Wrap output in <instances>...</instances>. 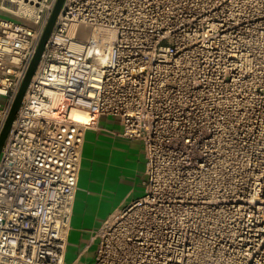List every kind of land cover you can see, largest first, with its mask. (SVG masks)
Listing matches in <instances>:
<instances>
[{
  "label": "built area",
  "instance_id": "obj_1",
  "mask_svg": "<svg viewBox=\"0 0 264 264\" xmlns=\"http://www.w3.org/2000/svg\"><path fill=\"white\" fill-rule=\"evenodd\" d=\"M56 2L0 0V136ZM103 115L145 192L84 264H264V0H65L0 154V264L65 263Z\"/></svg>",
  "mask_w": 264,
  "mask_h": 264
},
{
  "label": "crops",
  "instance_id": "obj_2",
  "mask_svg": "<svg viewBox=\"0 0 264 264\" xmlns=\"http://www.w3.org/2000/svg\"><path fill=\"white\" fill-rule=\"evenodd\" d=\"M97 126L87 129L85 132L82 166L71 218L70 235L75 231H79L82 234V240L85 239L86 234H90L91 236V232L97 230L113 211L124 207L127 200L131 197V192L129 191L112 206V212L108 211V209H103V203L106 197L108 198L111 188L123 183L126 176L123 172V169H125L124 165L118 159H116L118 162L114 160L115 152L119 154L122 149L117 146L118 141L128 142L132 146H136L138 142H142L118 136L116 133L122 131V124L116 116H101ZM142 145L143 152L145 153L143 142ZM88 161L90 173L86 185H84V183L82 184L84 179L83 168L85 162ZM134 168L135 165H133L131 170L133 169L136 173L143 176L142 184L145 186L146 163L145 166L143 165V168H141V165ZM117 169H119L120 174L116 177L115 172ZM104 214H106L105 217L103 216ZM89 241L90 239L88 238L86 245L80 250L75 262H78L88 252V250L84 251V249L89 244ZM86 262L88 261H83L80 264Z\"/></svg>",
  "mask_w": 264,
  "mask_h": 264
},
{
  "label": "rangeland",
  "instance_id": "obj_3",
  "mask_svg": "<svg viewBox=\"0 0 264 264\" xmlns=\"http://www.w3.org/2000/svg\"><path fill=\"white\" fill-rule=\"evenodd\" d=\"M5 15L6 14L0 12L1 17ZM117 146L122 149L121 152H119V154L115 152L114 160L117 162L119 160V162H121L124 165L125 169H123V172L126 176L123 183H121L120 185H115L111 188L108 194V198L106 197L103 203L104 204L103 209H108V211L110 212L113 211L112 206L116 204L118 200H120V198L123 195H125L127 192L129 191L131 192L130 193L131 197L127 200L125 205L129 204L132 200L141 197L145 192L144 190L145 186H143L142 184L143 176L141 174L136 173L133 169L131 170L133 165H135V168L139 167V165H141V168H143V165L145 166L146 158H145V153L143 152L142 142H138L136 146H132L131 144H128V142L118 141ZM89 169L90 167L88 161L85 162L83 168L84 179L82 181V184L84 183V185H86L87 179L89 177V173H90ZM119 174L120 171L119 169H117V171L115 172L116 177L119 176ZM103 216L105 217L106 214H104ZM90 237H91L90 234H86L85 239L82 240V234L79 231H75L71 235H69L68 247H67L64 264H74V263L80 264L83 261L89 262L92 260V257L97 250V243L91 245L88 249V252L84 254V256L78 262H75L77 257L79 256L80 250L84 245H86L88 238L90 239Z\"/></svg>",
  "mask_w": 264,
  "mask_h": 264
},
{
  "label": "water",
  "instance_id": "obj_4",
  "mask_svg": "<svg viewBox=\"0 0 264 264\" xmlns=\"http://www.w3.org/2000/svg\"><path fill=\"white\" fill-rule=\"evenodd\" d=\"M65 0H57L56 4H55V7H54V10H53V13L47 23V26L45 28V31L41 37V40L37 46V49H36V52L31 60V63L28 67V70L23 78V81L20 85V88L18 90V93L12 103V107H11V110L9 112V115H8V118L6 120V123H5V126H4V129L1 133V136H0V154L3 150V147H4V143H5V140L6 138L8 137L9 135V132L11 131V128H12V125H13V122L16 118V115H17V112L19 110V107L23 101V98L25 96V93L27 91V88L31 82V79L37 69V66L39 64V61L41 59V55L43 53V50L45 48V45L51 35V32L53 30V27L56 23V20H57V17L63 7V3H64Z\"/></svg>",
  "mask_w": 264,
  "mask_h": 264
},
{
  "label": "bare ground",
  "instance_id": "obj_5",
  "mask_svg": "<svg viewBox=\"0 0 264 264\" xmlns=\"http://www.w3.org/2000/svg\"><path fill=\"white\" fill-rule=\"evenodd\" d=\"M76 117H77L78 119L82 120V121H86V120L89 119L88 115H87L86 113H83V112L78 113V114L76 115Z\"/></svg>",
  "mask_w": 264,
  "mask_h": 264
}]
</instances>
